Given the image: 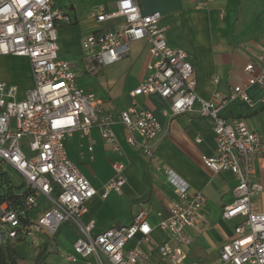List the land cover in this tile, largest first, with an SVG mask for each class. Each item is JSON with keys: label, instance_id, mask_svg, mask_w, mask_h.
Returning <instances> with one entry per match:
<instances>
[{"label": "built area", "instance_id": "built-area-1", "mask_svg": "<svg viewBox=\"0 0 264 264\" xmlns=\"http://www.w3.org/2000/svg\"><path fill=\"white\" fill-rule=\"evenodd\" d=\"M143 1L116 0L111 9L92 10L89 18L102 28L81 42L90 72L125 59L132 42L145 41L148 46V74L129 92L130 106L113 117L104 112L100 99L76 85L69 63L58 56V29L71 24L69 13L53 0H0V56L27 59L32 81L23 98L18 97L17 87L0 82V173L10 167L22 179L15 192L20 204L0 205V245L37 234L53 238L63 223H71L78 236L72 244L74 254L66 257L70 263L79 258L86 260L85 264L147 262L149 254L137 245L125 249L135 238L149 243L154 228L147 222L145 210H140L130 225L111 227L94 236L93 221L81 219L86 203L93 197L105 199L111 192L121 194L126 182L125 162H111V180L96 191L67 158L64 140L74 132L89 136L97 127L104 144L123 157V148L113 131L118 124L125 144L151 157L152 142L162 127L149 110L137 104L136 98L156 95L168 105L163 111L167 118L192 112L198 103V115L212 122L215 149L212 156H201V163L211 173L228 171L237 180L234 200L222 211L224 220H241L234 227L233 237L222 245L214 263L191 264H264V212L254 202L263 187L249 182L254 159L264 153V142L243 121L219 115L221 105L229 101L249 105L258 102L264 108V50L244 66L246 80L234 86L225 99L204 101L196 94L194 67L188 54L166 43L161 14H143ZM199 1L206 6L213 0ZM251 89L262 92L257 101L251 98ZM87 149L92 151V142ZM165 175L177 191V198L169 202L166 216L158 214L155 229L167 238L158 253L168 264H186L185 248L190 239L185 231L202 221L206 198L201 192H190L185 181L173 172L165 170ZM41 198L48 208L30 219L29 212Z\"/></svg>", "mask_w": 264, "mask_h": 264}, {"label": "crops", "instance_id": "crops-1", "mask_svg": "<svg viewBox=\"0 0 264 264\" xmlns=\"http://www.w3.org/2000/svg\"><path fill=\"white\" fill-rule=\"evenodd\" d=\"M75 1L62 4H70L67 8L70 13L67 12L71 24L58 29V56L69 63L73 73L76 59H71L72 54H65L68 57L64 55V59L60 53L71 49L74 36L81 49L84 37L102 28L89 18V13L98 7L111 9L116 2L83 0L76 4ZM141 11L143 14H161L160 26L164 28L166 43L188 54L194 67L196 94L204 101L225 99L234 86L246 80L244 66L264 50L263 0H213L206 6H202L199 0H145L141 3ZM82 55L78 58L79 64L84 62ZM7 57L16 56H0ZM150 62L146 42L136 41L129 44L125 59L97 71L113 81L109 82V91L103 96L105 113L116 117L130 106L128 94L147 76L146 67ZM27 64L29 66L28 61ZM76 85L80 87L77 82ZM25 91L18 97L23 98ZM249 94L257 101L262 92L251 89ZM113 99L119 101V108L112 104ZM136 102L149 110L162 127L161 134L152 142L151 157L130 149L118 124L113 126V131L123 148V157H118L109 145L104 144L97 127L91 129L89 136L74 132L64 140L67 158L77 165L96 191L111 180V162L120 159L126 164V182L121 194L111 192L105 199L93 197L86 203L81 219L83 222L93 221L91 235L94 236L111 227L130 225L133 217L140 210H145L146 220L154 228L149 243L135 238L126 244L125 249L130 250L137 245L149 254L150 258L144 264H168L158 253V247L167 239L166 235L155 227L159 221L158 214L166 216L169 202L177 198V191L166 180L165 170H169L185 181L190 192H201L206 198L202 221L185 231L190 239V245L185 248V263H214L220 248L233 237L234 227L241 220L222 218L224 207L234 200L236 177L228 171L211 173L201 163V156L214 154L212 122L198 115V103L194 104L192 112L167 118L163 111L168 105L158 96L137 97ZM219 115L227 120L243 121L264 142V108L258 102L249 105L229 101L221 105ZM196 139L200 142L196 143ZM91 142L92 151L89 152L87 148ZM249 182L262 185L263 190L255 196L254 202L257 209L264 212V153L254 159ZM47 208L48 203L41 198L28 217L34 219ZM77 236L78 230L71 223H63L53 238L37 234L11 242L19 257L17 264H35L39 254H42L39 264H85L86 260L80 258L76 263L66 260L74 254L72 244Z\"/></svg>", "mask_w": 264, "mask_h": 264}, {"label": "rangeland", "instance_id": "rangeland-1", "mask_svg": "<svg viewBox=\"0 0 264 264\" xmlns=\"http://www.w3.org/2000/svg\"><path fill=\"white\" fill-rule=\"evenodd\" d=\"M54 1L58 4H61V5H58L55 3L57 7L68 11L67 8L70 6V4L65 5V6L62 4L69 3L70 0H54ZM75 2L76 4H78L79 2H83V0H78V1L76 0ZM71 36L73 37V34ZM72 39L73 40L71 42V46H72L71 49L64 50L63 51L64 54L60 53V55H62L63 56L62 58H64L65 54L68 56L69 54H72L71 59H76L77 61V63H75V65L73 66L75 70L74 73H75L77 84L80 87L87 90L88 92L94 94L96 98L103 101L104 106H105V102H104L105 99L103 98V96L107 94L109 91V88H110L109 82L113 83V81L110 80L107 77V75L102 74V72L100 73V72L88 71V69L86 68V63L84 62H82L83 64L78 63V58L81 57L82 51L79 48V45L75 41V36ZM66 55H65V58L68 57ZM83 66L85 67V69L83 68ZM0 82L5 83L6 85L17 87L18 95L21 94L23 91L27 90L32 84L31 76H30V68L27 64V61L19 57L0 58ZM112 104L115 107L119 108L118 100L113 99ZM6 173L14 185L16 186L21 185L22 179L18 176V174L12 168L7 167Z\"/></svg>", "mask_w": 264, "mask_h": 264}, {"label": "trees", "instance_id": "trees-1", "mask_svg": "<svg viewBox=\"0 0 264 264\" xmlns=\"http://www.w3.org/2000/svg\"><path fill=\"white\" fill-rule=\"evenodd\" d=\"M18 188L19 186L14 185L6 173H0V205L3 203L12 206L20 204V200L15 193ZM41 257L42 254H39L35 264L41 262ZM18 259L19 257L11 241L0 245V264H17Z\"/></svg>", "mask_w": 264, "mask_h": 264}]
</instances>
